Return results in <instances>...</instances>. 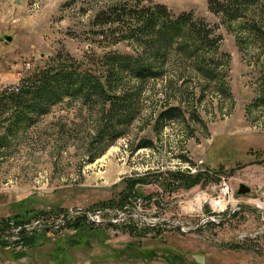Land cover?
<instances>
[{"label": "rangeland", "instance_id": "1", "mask_svg": "<svg viewBox=\"0 0 264 264\" xmlns=\"http://www.w3.org/2000/svg\"><path fill=\"white\" fill-rule=\"evenodd\" d=\"M113 1L0 0V95L58 61L99 75L94 61L111 52L145 62L151 51L162 69L140 85L138 117L109 146L100 103L65 97L19 127L0 111V217L10 224L0 228V264H264V41L243 18L222 24L208 0H141L203 20L218 50L186 31L112 45L94 21ZM169 106L183 118L156 125ZM167 172L206 177L171 191ZM131 178H144L142 196L110 207ZM221 178L251 190L224 212L213 205Z\"/></svg>", "mask_w": 264, "mask_h": 264}, {"label": "trees", "instance_id": "2", "mask_svg": "<svg viewBox=\"0 0 264 264\" xmlns=\"http://www.w3.org/2000/svg\"><path fill=\"white\" fill-rule=\"evenodd\" d=\"M207 7L212 14L220 18L222 24L245 19V26L256 31L264 41V0H208ZM94 23L103 28L100 35L108 33L107 36L113 40L112 45L128 40H152L154 36L168 41L170 35L180 31H186L201 49L216 52L220 42V36L216 35L203 20L194 18L192 13L172 16L164 5H142L141 0L113 1L96 16ZM168 47L170 45L164 41V48L158 47L155 51L160 55L166 53ZM157 63L151 51L145 62H138L132 56L111 52L105 54L102 59L98 58L97 63L94 61L96 69L99 70V75H94L82 70L80 63L68 64L58 61L55 66H48L23 78L16 91H12V87L6 88L0 95V111H13V116H16L14 124L19 127L23 123L26 126L34 124L36 120L33 118L48 114L50 109L65 97L80 100L84 104L100 103L98 134L109 137L106 144L109 146L120 137L116 136L120 133L119 127L127 128L138 117L142 95L140 85L161 76L162 69ZM182 118L183 113L179 107L169 106L157 115L155 124L160 125ZM140 144L139 148L152 147L150 142ZM202 177H206L204 172L195 175L167 172L162 176V185L171 191L176 188H189ZM143 181L144 178H131L126 191L120 193L119 199H111L108 202L110 207L116 205L123 208L130 197H134V200L141 197L142 195L135 191V185ZM18 214L19 216L13 217L19 221L15 220L18 224L30 217L27 212L25 217L24 214L21 216V213ZM34 214L36 212H32L31 216ZM5 221L0 217V228L10 226ZM130 230L136 231L138 236L142 234L139 229ZM32 236L23 235L22 245H31L34 241Z\"/></svg>", "mask_w": 264, "mask_h": 264}, {"label": "built area", "instance_id": "3", "mask_svg": "<svg viewBox=\"0 0 264 264\" xmlns=\"http://www.w3.org/2000/svg\"><path fill=\"white\" fill-rule=\"evenodd\" d=\"M18 85L12 87V91L17 90ZM235 197L234 189L225 178H221L218 184V196L215 198L214 203L219 208L218 211L224 212L228 205H232ZM224 206V207H223Z\"/></svg>", "mask_w": 264, "mask_h": 264}, {"label": "water", "instance_id": "4", "mask_svg": "<svg viewBox=\"0 0 264 264\" xmlns=\"http://www.w3.org/2000/svg\"><path fill=\"white\" fill-rule=\"evenodd\" d=\"M16 3L19 2V0H15ZM6 41L10 42L11 41V37L10 36H5L4 37ZM250 188L246 185H240L238 190H236L235 195L236 196H242V195H246L250 192Z\"/></svg>", "mask_w": 264, "mask_h": 264}, {"label": "bare ground", "instance_id": "5", "mask_svg": "<svg viewBox=\"0 0 264 264\" xmlns=\"http://www.w3.org/2000/svg\"><path fill=\"white\" fill-rule=\"evenodd\" d=\"M213 205H214L215 207H217L215 203H213Z\"/></svg>", "mask_w": 264, "mask_h": 264}]
</instances>
